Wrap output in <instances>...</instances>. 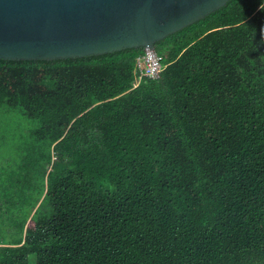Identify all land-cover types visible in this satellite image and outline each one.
Wrapping results in <instances>:
<instances>
[{
    "label": "trees",
    "instance_id": "16d2710c",
    "mask_svg": "<svg viewBox=\"0 0 264 264\" xmlns=\"http://www.w3.org/2000/svg\"><path fill=\"white\" fill-rule=\"evenodd\" d=\"M155 52L0 58V264H264V0Z\"/></svg>",
    "mask_w": 264,
    "mask_h": 264
},
{
    "label": "water",
    "instance_id": "95a60500",
    "mask_svg": "<svg viewBox=\"0 0 264 264\" xmlns=\"http://www.w3.org/2000/svg\"><path fill=\"white\" fill-rule=\"evenodd\" d=\"M228 0H0V58L56 59L144 47Z\"/></svg>",
    "mask_w": 264,
    "mask_h": 264
},
{
    "label": "built area",
    "instance_id": "2783aa9c",
    "mask_svg": "<svg viewBox=\"0 0 264 264\" xmlns=\"http://www.w3.org/2000/svg\"><path fill=\"white\" fill-rule=\"evenodd\" d=\"M138 65L141 70V76L145 75L155 78L159 76L162 70V62L158 55L152 50H147L143 56L139 57Z\"/></svg>",
    "mask_w": 264,
    "mask_h": 264
},
{
    "label": "clouds",
    "instance_id": "9594fccd",
    "mask_svg": "<svg viewBox=\"0 0 264 264\" xmlns=\"http://www.w3.org/2000/svg\"><path fill=\"white\" fill-rule=\"evenodd\" d=\"M147 50H150V49H145V53L147 52ZM152 51H154L155 52V48L152 50ZM156 53V52H155ZM164 69V64L162 63V70ZM162 70H161V72H162ZM161 72L159 73V76H160V74H161ZM158 76V77H159ZM154 78V77H153ZM155 78H157V77H155Z\"/></svg>",
    "mask_w": 264,
    "mask_h": 264
}]
</instances>
